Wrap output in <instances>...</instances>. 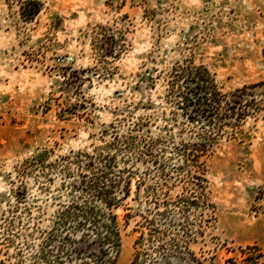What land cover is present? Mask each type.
Here are the masks:
<instances>
[{
	"label": "rangeland",
	"instance_id": "rangeland-1",
	"mask_svg": "<svg viewBox=\"0 0 264 264\" xmlns=\"http://www.w3.org/2000/svg\"><path fill=\"white\" fill-rule=\"evenodd\" d=\"M91 207L112 264H264V0H0V264H94Z\"/></svg>",
	"mask_w": 264,
	"mask_h": 264
},
{
	"label": "trees",
	"instance_id": "trees-1",
	"mask_svg": "<svg viewBox=\"0 0 264 264\" xmlns=\"http://www.w3.org/2000/svg\"><path fill=\"white\" fill-rule=\"evenodd\" d=\"M196 79L200 80V82H196L194 88L189 89V91L192 92V94L194 95V98L192 99L190 98L189 102L191 105L194 106L193 109L197 112V114H200V116L209 117L212 115L211 114L212 110L207 108V106H209L208 100L209 102L213 101L215 103H219L220 101L219 100L220 98L218 97L219 93H217V91L214 92L213 89H211L212 85L208 82V80H206V78L196 77ZM246 93H247L246 87H242L228 94L229 98L227 104L231 112L234 113V115L239 116L244 114L245 112L244 110L238 113L235 112L237 106L242 105L243 102L242 98ZM83 182H85L84 179ZM99 182H101V180L96 175H94L91 179V183L86 186L89 189L91 188L95 189L94 190V192H96L95 196H100L99 194L104 193L103 187L99 185ZM101 199L105 202L107 206L110 207L111 205H113L114 202L113 198L108 199L102 196ZM91 210L92 211H86L89 213V216H87V220H90L91 222L96 224V226H100L101 229H104L105 233L103 231V232H99V235H96L99 236V240H100V242L98 243L97 250L94 249L89 250L91 244L96 241V239H94L87 242L89 234L83 235V237H81L77 242L86 244L85 248L88 250L85 251L86 252L89 251L88 254L93 255L95 259L94 264H112L113 252L116 251V248L119 246V240H120V232L116 224V217L111 212L96 211L95 208L93 207H91ZM103 219H106L109 222ZM78 247L79 246H75L71 250L78 252L79 251ZM80 250L82 251L84 250V248L80 247ZM81 262H82L81 264H88L85 261H81Z\"/></svg>",
	"mask_w": 264,
	"mask_h": 264
}]
</instances>
